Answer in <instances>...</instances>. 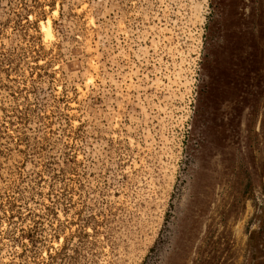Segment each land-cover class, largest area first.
<instances>
[{"label": "rangeland", "instance_id": "1", "mask_svg": "<svg viewBox=\"0 0 264 264\" xmlns=\"http://www.w3.org/2000/svg\"><path fill=\"white\" fill-rule=\"evenodd\" d=\"M0 264H264V0H0Z\"/></svg>", "mask_w": 264, "mask_h": 264}, {"label": "bare ground", "instance_id": "2", "mask_svg": "<svg viewBox=\"0 0 264 264\" xmlns=\"http://www.w3.org/2000/svg\"><path fill=\"white\" fill-rule=\"evenodd\" d=\"M47 32H48V33H47L48 35H51V31H50V23L48 24Z\"/></svg>", "mask_w": 264, "mask_h": 264}]
</instances>
